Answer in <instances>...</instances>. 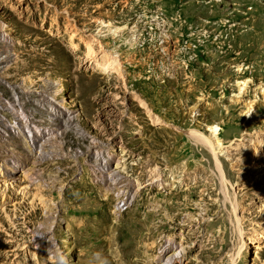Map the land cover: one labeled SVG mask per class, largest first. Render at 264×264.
<instances>
[{"label":"rangeland","instance_id":"rangeland-1","mask_svg":"<svg viewBox=\"0 0 264 264\" xmlns=\"http://www.w3.org/2000/svg\"><path fill=\"white\" fill-rule=\"evenodd\" d=\"M260 153L264 0H0V264H264Z\"/></svg>","mask_w":264,"mask_h":264},{"label":"bare ground","instance_id":"bare-ground-1","mask_svg":"<svg viewBox=\"0 0 264 264\" xmlns=\"http://www.w3.org/2000/svg\"><path fill=\"white\" fill-rule=\"evenodd\" d=\"M104 70L105 69H110V67L106 64L104 67ZM238 83V85H240V84H245V82H237ZM246 85V84H245ZM59 87H61V85H59ZM245 88V87H244ZM250 104V103H249ZM248 108H250L249 106H248ZM249 110V109H248ZM6 125V124H5ZM208 130H209V132H210V134H211V136H209V137H206V136H200L199 137V140L200 141H202L203 143H205L210 149H211V151L212 152H216V150H218V149H221V148H225V147H223V144L220 142V139L217 137V133H218V131H219V127H218V125H216V124H210V125H208ZM25 132V135L27 136V138H28V141L29 142H33V143H37V144H40L41 143V135L39 134H32V133H29V131L27 130V131H24ZM260 141V140H259ZM235 146V145H234ZM253 148H254V146H253ZM237 149V148H236ZM243 149V148H242ZM241 149V150H242ZM225 150V149H224ZM253 151H256L257 149H252ZM260 150V149H259ZM262 153V152H261ZM260 153V154H261ZM258 154V153H257ZM264 154V153H263ZM263 154H261V155H263ZM1 171V170H0ZM5 177L2 175V178H1V180H0V182H2V183H5V179H4Z\"/></svg>","mask_w":264,"mask_h":264}]
</instances>
